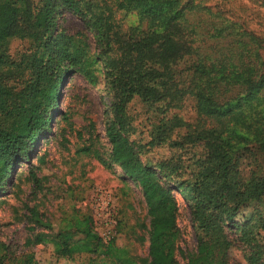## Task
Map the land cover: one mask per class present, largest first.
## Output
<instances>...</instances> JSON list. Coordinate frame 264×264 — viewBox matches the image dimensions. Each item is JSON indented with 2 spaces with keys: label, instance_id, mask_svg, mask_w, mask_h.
Masks as SVG:
<instances>
[{
  "label": "trees",
  "instance_id": "obj_1",
  "mask_svg": "<svg viewBox=\"0 0 264 264\" xmlns=\"http://www.w3.org/2000/svg\"><path fill=\"white\" fill-rule=\"evenodd\" d=\"M181 1L0 0V191L46 133L65 76L79 72L95 80L101 63L111 116L105 127L110 162L142 191L150 218V264H175V191L189 202L191 222L202 233L196 253L186 264H229L230 251L239 244L242 264H264V220L250 227V215L236 219L243 208L264 196V172L241 170L237 154L247 149L238 145L251 138L245 137L243 129L228 126L245 106L259 100L264 76L256 80L252 68L231 64L227 55L210 62L200 58L199 48L193 46L202 43L198 30L183 26L186 6L195 8L194 0L186 6ZM130 9L150 24L147 31H133L136 34L131 36L119 30L116 13ZM66 13L76 16L92 34L97 60L89 55L87 44L77 41L75 36L83 33L65 35L57 29ZM11 40L26 41L28 47L12 58L6 52ZM185 76L190 80L184 82ZM234 89L239 91L237 96ZM134 97L158 106L145 144L130 139L134 128L127 108ZM186 97L195 101L200 118L213 124L187 125L189 130L174 139L171 136L179 135L176 130L184 123L170 111L179 109ZM255 139L261 158L264 136L258 133ZM200 143L206 149L201 166L196 159L184 167L179 160L151 164L141 158L148 147L170 144L185 149ZM62 223L57 239L40 236L36 242L51 245L63 257L87 253L106 258L87 264H136L125 246L114 241L102 244L92 230L91 216L74 214ZM229 227H235L233 239L226 234ZM15 264L48 263L28 255Z\"/></svg>",
  "mask_w": 264,
  "mask_h": 264
},
{
  "label": "rangeland",
  "instance_id": "obj_2",
  "mask_svg": "<svg viewBox=\"0 0 264 264\" xmlns=\"http://www.w3.org/2000/svg\"><path fill=\"white\" fill-rule=\"evenodd\" d=\"M181 2L186 6L188 0ZM193 4L195 8L186 6L187 22L183 26L190 31L198 30L202 43L193 46L199 48V57L210 62L227 55L231 64L252 68L257 73L253 74L256 80L264 76V0H194ZM114 21L122 33L131 36L136 34L133 31L139 33L150 27L133 9L118 11ZM57 29L65 35L83 33L75 36L77 41L87 44L89 55L97 58L92 34L76 16L64 14L57 22ZM27 47L26 41L11 40L6 44V52L14 58ZM94 75L95 80L79 72L65 76L46 133L29 156L15 166L0 191L1 264H15L28 255H35L48 264L106 260L102 255L87 253L63 257L51 245L36 242L40 236L57 239L64 219L74 214L92 217V230L102 238V244L114 241L127 248L136 264H150V218L142 191L117 164L110 162L111 146L105 127L111 116L101 63ZM238 93L234 89L233 96ZM194 102L186 97L179 109L170 111V115H176L184 123L176 130L180 131L179 135L171 138L184 135L189 130L187 125L196 128L213 124L200 118ZM157 107L146 105L137 97L130 101L127 114L133 120L131 140L148 142L150 122L156 118L153 112ZM240 112L243 113H237L228 126L233 124L237 130L243 129L245 137L251 138L244 145H238L240 150L247 149L237 154L241 157V170L250 174L261 168L264 172V156L259 158L254 148L256 134L264 136V88L259 100L252 101ZM188 146L185 149L170 144L148 147L141 158L151 164L164 159L179 160L184 167L196 159L197 166L204 165L203 143ZM174 196L178 204L175 264H186L188 257L196 253L202 233L191 222L189 202L176 191ZM249 215L250 227L264 220V196L260 202L243 208L236 215L237 222ZM234 230L235 227L226 229L231 239L235 237ZM237 248L231 249L229 264L243 263L241 250Z\"/></svg>",
  "mask_w": 264,
  "mask_h": 264
}]
</instances>
